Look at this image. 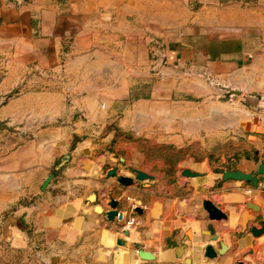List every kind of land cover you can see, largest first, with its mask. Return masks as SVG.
Segmentation results:
<instances>
[{
    "label": "crops",
    "instance_id": "0c3cea01",
    "mask_svg": "<svg viewBox=\"0 0 264 264\" xmlns=\"http://www.w3.org/2000/svg\"><path fill=\"white\" fill-rule=\"evenodd\" d=\"M199 3L0 0V245L45 246L60 259L92 253L99 263L136 264L144 249L157 260L142 263L264 264V234L243 228L248 205L257 209L248 211L252 225H262L264 182L223 176L264 178V0ZM60 72L73 82V108L66 96L29 88ZM227 89L242 97L225 99ZM71 109L76 127L53 124ZM149 149L159 156L151 160ZM184 149L187 161L180 156L176 174H166L175 165L167 152ZM135 170L154 180L137 181ZM110 195L121 221L105 215ZM205 200L227 219L209 220ZM222 244V256L205 257Z\"/></svg>",
    "mask_w": 264,
    "mask_h": 264
},
{
    "label": "rangeland",
    "instance_id": "374dc122",
    "mask_svg": "<svg viewBox=\"0 0 264 264\" xmlns=\"http://www.w3.org/2000/svg\"><path fill=\"white\" fill-rule=\"evenodd\" d=\"M200 0H192V9L196 10L198 9L202 4L199 3ZM212 2L218 3L219 5H226L229 3H250L254 4L258 0H210ZM152 60L156 59L157 56L159 59L163 60L160 56L164 57L163 52L157 53V55L153 54L152 52ZM63 73H56L54 74L53 78L46 79L45 77H42L38 79V82L30 86L29 88L31 90H34L35 92L39 94L46 93L47 90L53 92L56 95L59 96H66V103L68 104L69 108H73V102L70 100L71 96V88L74 86L71 84H68V81H63ZM73 80V79H72ZM77 86H75L76 89ZM77 90V89H76ZM71 93V94H70ZM76 95V93H75ZM185 96V95H184ZM225 99H231L232 102H235L236 100L224 96ZM70 115H62L56 118V121L53 122L54 125H62L69 123L71 127H76L79 123V113L77 110L71 109ZM76 138L75 140H77ZM151 153V160L155 159L156 156L158 157L159 154L158 150L155 149H149L147 150ZM191 150L184 149L181 151V153H168V158H170V163L175 165H170L166 168L165 173L174 176L178 170L177 162L180 159V156L182 161H187V158L190 156ZM199 154H201V150L199 149ZM205 155V154H204ZM215 156L211 158L213 161ZM61 250V249H59ZM59 251L57 250H48L45 246H30L27 248L22 249H16L11 246L6 245H0V264H113V263H99L94 259V256L92 253H76L74 250H70L69 253H66L63 255L62 259L58 258ZM136 264H165V263H136Z\"/></svg>",
    "mask_w": 264,
    "mask_h": 264
},
{
    "label": "water",
    "instance_id": "95a60500",
    "mask_svg": "<svg viewBox=\"0 0 264 264\" xmlns=\"http://www.w3.org/2000/svg\"><path fill=\"white\" fill-rule=\"evenodd\" d=\"M161 58H163V60H165L164 57L160 56ZM227 97H231L233 99H235L236 101H239V99L242 97L241 96V92L240 91H236V90H230L227 89ZM254 101H249L248 99H246V101L248 102V104L250 105H257V106H261L260 102L257 101L256 99H253ZM0 128H6V126L4 124H2V122H0ZM67 157H69V155H67ZM100 161L103 164H106V158L105 157H101ZM121 161L123 162L124 160L121 159ZM64 163H62L61 166H63ZM60 166V167H61ZM117 169L113 168L110 171L107 172V176L108 177H113L116 175ZM257 173L259 175H264V165H260L259 170L257 171ZM134 175H135V179L139 182H145V181H151L154 180L153 176H150L140 170H135L134 171ZM183 176L185 177H196L199 174L197 173H191L189 170H184L182 173ZM224 176V180H237V181H245V182H251L253 184V186L255 188H259L260 187V182H264V178L258 179L256 177H254V175H248V174H244L241 172H224L223 173ZM53 179V174L46 180V182L44 183L43 189H46L48 187V185L51 183ZM118 183L124 187H130L134 185V179L130 178V177H120L118 178ZM93 197L94 200H91L90 198ZM88 200L91 203H96L97 202V196L95 194H91L88 197ZM118 205L119 202L118 200L114 199V197L112 195H110V201H109V208L110 210L105 212L106 217L108 218L109 221H114L115 219H118L119 221L123 220V213H121L118 210ZM203 207L204 210L207 212L208 214V218L211 221H222V220H226L227 216L210 200H205L203 202ZM249 210H252V212L256 213L257 209L252 207V205H248L247 206V211L244 214V219H243V228L244 229H249L250 232L253 234L254 237H259L262 234H264V218H263V222L260 228H257L256 226H253L252 224L256 223L258 221V218L254 215H250L249 214ZM95 211L97 213L102 214L104 212L103 207L100 204H96L95 205ZM137 212H141V209H137ZM125 235L129 236V231H125ZM218 237L213 235V241H217ZM117 246L119 247H123V248H127V249H133L132 245H130L127 241L125 240H118L117 242ZM227 247L222 244L221 248L219 250H217L214 246L209 245L205 248V257L208 259H218L219 256H222L225 252H226ZM177 252L181 253L183 248L182 247H177L176 248ZM137 256L139 258L140 261L142 262H154L157 260V256L152 252V251H148V250H136ZM185 264H190V260L187 259L185 261Z\"/></svg>",
    "mask_w": 264,
    "mask_h": 264
},
{
    "label": "bare ground",
    "instance_id": "6f19581e",
    "mask_svg": "<svg viewBox=\"0 0 264 264\" xmlns=\"http://www.w3.org/2000/svg\"><path fill=\"white\" fill-rule=\"evenodd\" d=\"M90 199H91V200H94V198H93V197H91Z\"/></svg>",
    "mask_w": 264,
    "mask_h": 264
}]
</instances>
